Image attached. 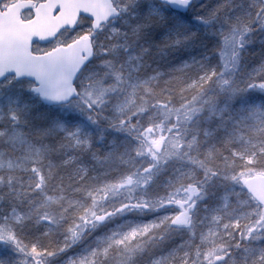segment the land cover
Here are the masks:
<instances>
[{
	"label": "snow or ice",
	"instance_id": "obj_1",
	"mask_svg": "<svg viewBox=\"0 0 264 264\" xmlns=\"http://www.w3.org/2000/svg\"><path fill=\"white\" fill-rule=\"evenodd\" d=\"M0 264H264V0H0Z\"/></svg>",
	"mask_w": 264,
	"mask_h": 264
}]
</instances>
